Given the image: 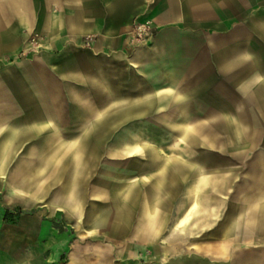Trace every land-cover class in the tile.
Instances as JSON below:
<instances>
[{
	"label": "crops",
	"instance_id": "obj_1",
	"mask_svg": "<svg viewBox=\"0 0 264 264\" xmlns=\"http://www.w3.org/2000/svg\"><path fill=\"white\" fill-rule=\"evenodd\" d=\"M139 18L151 19L155 34L132 46ZM32 32L47 35L59 52L56 63L46 53L38 73L17 67L26 109L0 75V170H14L9 190L25 200H46L55 186L53 203L87 222L88 232L103 229L108 249H121L118 257L73 254L66 264H264V0H0V57L25 48ZM89 36L87 55L79 45ZM65 58L78 64L65 65ZM64 97L88 111L71 136L94 135L97 120L121 127L167 121L169 137L198 138L201 152L215 161L184 152L180 159L155 155L142 162V171L121 184L137 188L121 187L113 222L124 231L112 241L110 209L99 215L95 202L85 205L95 198L86 150L79 142L64 144ZM135 130L125 135H142ZM138 148L126 146L127 152ZM165 180L183 185L178 207L160 204L177 200L160 192ZM183 221L187 240L180 246L161 240L175 237ZM208 231L215 240L191 241ZM59 240L57 249L69 248V238ZM177 247L187 252L159 257L160 248ZM149 249L155 252L146 256Z\"/></svg>",
	"mask_w": 264,
	"mask_h": 264
},
{
	"label": "rangeland",
	"instance_id": "obj_2",
	"mask_svg": "<svg viewBox=\"0 0 264 264\" xmlns=\"http://www.w3.org/2000/svg\"><path fill=\"white\" fill-rule=\"evenodd\" d=\"M139 25H145V30L142 36L138 30ZM155 25L151 19L139 18L134 24L131 32V45L142 44L150 40L155 34ZM93 37L85 38L79 45V48L84 50V53L90 54ZM58 49L51 46V40L47 35L32 32L26 39V47L19 50L15 54H7L0 57V75H5V90L11 92L20 104L22 109H26L21 91L17 90V78L19 74L16 71L20 70L18 66L30 65L34 73L39 72L42 65L43 56L48 53L52 63H56L55 58ZM87 54V55H88ZM103 59V58H101ZM65 60V65L78 64L77 62ZM68 62V63H67ZM74 62V63H73ZM50 64V62H47ZM42 67V66H41ZM36 69V70H35ZM34 78V76H33ZM18 91V93L16 92ZM119 91V89H117ZM13 93V94H12ZM64 97L62 106V115L64 117V137L65 143L79 142L86 150L83 154L84 160L91 164L92 169L89 171L91 176V185L89 186L90 193L94 194L95 198L90 197V200L85 202L86 206L92 205L95 202L99 206V215L103 214V208L110 209L111 212V229L112 241H118L121 231H124L120 224L113 221L119 220L118 195L121 193L123 183L130 182L126 180L129 176H134L142 171V162H150L156 159L155 155L160 156V160L170 161L172 159H180L186 153L189 157L201 158L208 163H214L215 157L210 153L201 152L198 138H195L190 143L185 141L183 137L172 138L168 134L167 121L145 120L141 122H121L112 120L106 122L97 120L94 127V135L88 136H71V133H78L77 128H82L83 121L78 120L88 112L85 106L77 104H69ZM28 108V107H27ZM74 114V121L68 120L69 114ZM118 117V114L116 115ZM189 125V123H188ZM137 132L142 133L139 137L125 135ZM122 128V129H121ZM133 128V129H132ZM124 129V130H123ZM82 133L81 131H79ZM38 141V139H37ZM132 143L139 145V151L127 152V144ZM144 148V149H143ZM156 150V153L145 150ZM144 150V151H143ZM22 153H17V159ZM12 164V163H11ZM12 168L0 170V264H9L15 261V264H66L74 255L79 257L87 256V253L96 252V256H101L105 252H111L115 256H119L121 249H108L109 245L104 242H109L107 238L102 239L103 229H97L95 232H88L87 222L79 221L75 214H72L67 209L52 202V198L57 192L55 186L49 187V192L46 200H25L23 194L10 192L7 184V178L12 173ZM18 172V169L16 170ZM128 174V175H126ZM127 190L132 192L136 186H128ZM140 191H151L150 185H140ZM161 193H173L176 195V201H161L160 204L164 208L178 207L182 202L181 198L183 185L168 184V181L161 182ZM139 190V189H138ZM111 194L115 200H102ZM94 199V200H92ZM208 203V202H204ZM197 207V202H194L192 208ZM98 209V208H97ZM187 214V213H186ZM187 220V219H186ZM187 221L180 222L176 227L175 237H164L161 240H173L177 246H180L183 241L187 240V233L181 230L184 228ZM108 228V227H107ZM181 230V231H180ZM180 232V235H178ZM64 233V234H62ZM122 235V234H121ZM221 234H218L220 237ZM224 237L228 235L223 234ZM69 238V248L60 251L57 249L61 238ZM117 237V238H116ZM214 231H208L200 237H194L191 241H209L216 239ZM222 237V236H221ZM90 242L97 243L95 246L89 247ZM106 245V246H105ZM107 247L106 249L104 247ZM155 250H144L146 256H151ZM159 257L179 256L187 252V248H160ZM142 256V255H141Z\"/></svg>",
	"mask_w": 264,
	"mask_h": 264
},
{
	"label": "built area",
	"instance_id": "obj_3",
	"mask_svg": "<svg viewBox=\"0 0 264 264\" xmlns=\"http://www.w3.org/2000/svg\"><path fill=\"white\" fill-rule=\"evenodd\" d=\"M145 25H139L138 26V30H139V32H140V35L142 36V32L145 30Z\"/></svg>",
	"mask_w": 264,
	"mask_h": 264
}]
</instances>
